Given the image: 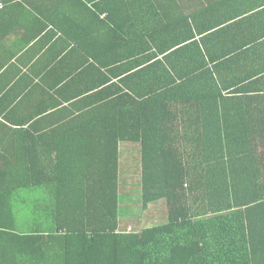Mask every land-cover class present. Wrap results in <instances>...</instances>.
Masks as SVG:
<instances>
[{
	"label": "trees",
	"instance_id": "obj_1",
	"mask_svg": "<svg viewBox=\"0 0 264 264\" xmlns=\"http://www.w3.org/2000/svg\"><path fill=\"white\" fill-rule=\"evenodd\" d=\"M196 1L0 0L58 46L1 97L0 264H264V29Z\"/></svg>",
	"mask_w": 264,
	"mask_h": 264
},
{
	"label": "crops",
	"instance_id": "obj_2",
	"mask_svg": "<svg viewBox=\"0 0 264 264\" xmlns=\"http://www.w3.org/2000/svg\"><path fill=\"white\" fill-rule=\"evenodd\" d=\"M160 2L167 3V6L173 7V11L179 13H189L192 12L191 6L197 3L196 0H158ZM232 11L225 18H235L238 21L251 19L247 21V28H262L264 29V0H230L228 4ZM235 6V7H234ZM2 10V9H1ZM0 10V52L3 51V60L5 65L2 68V73L7 70V74H3V79L1 80L0 86V101L1 97L4 94L12 93L13 95L23 96V92H30L27 88L31 89L29 78L32 74L30 68L33 62L41 60L42 63H45L51 49L56 47L49 46L48 40L42 39L39 41H32L31 35L34 36V26L37 27L36 21L31 22L34 18H31L27 22L26 28L19 27V24H14L13 20L9 21L7 15H4ZM243 15V17H241ZM37 29V28H36ZM35 29V30H36ZM40 30V29H39ZM234 44L241 45V42L230 41L225 48V50H230L234 47ZM40 54V55H39ZM254 54L249 56H243V59L240 57L230 58L232 61H238V59L244 60L246 58H252ZM53 56V55H52ZM50 57V56H49ZM31 60L29 65H24ZM245 61V60H244ZM236 64V63H235ZM20 68L21 71L16 68ZM256 68V67H254ZM244 74H250L251 69L249 66L240 65L238 70ZM264 74V73H263ZM116 82V81H115ZM261 87L264 88V83L261 84ZM11 98L7 97L6 103H11ZM1 119V117H0ZM132 142H122L121 152L124 153L125 148ZM0 146H2L0 144ZM134 148V147H132ZM22 150L20 145L19 149ZM140 157V156H139ZM139 174L137 177L129 179V182H132L134 179L141 178V164L140 169H137Z\"/></svg>",
	"mask_w": 264,
	"mask_h": 264
},
{
	"label": "rangeland",
	"instance_id": "obj_3",
	"mask_svg": "<svg viewBox=\"0 0 264 264\" xmlns=\"http://www.w3.org/2000/svg\"><path fill=\"white\" fill-rule=\"evenodd\" d=\"M240 59H243L241 56ZM125 143V142H123ZM129 143V142H128ZM137 146L139 144L137 143H130L124 150L123 155L121 156L120 159V182H121V188H126L129 190L130 186H135L134 183L128 182L127 180L137 177L139 172L137 169H140V157H139V149H137ZM135 147V148H132ZM140 191V187H139ZM138 191V192H139ZM17 197V196H16ZM17 202V206L19 208L23 207L24 208V203L18 204V199H13V203ZM137 214V211H136ZM161 218H158L157 224L161 223ZM156 221V219H151L150 222Z\"/></svg>",
	"mask_w": 264,
	"mask_h": 264
}]
</instances>
